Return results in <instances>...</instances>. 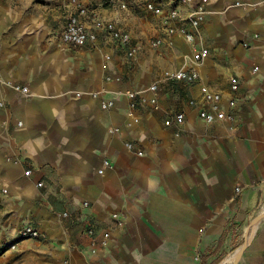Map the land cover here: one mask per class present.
I'll use <instances>...</instances> for the list:
<instances>
[{
  "label": "crops",
  "instance_id": "0c3cea01",
  "mask_svg": "<svg viewBox=\"0 0 264 264\" xmlns=\"http://www.w3.org/2000/svg\"><path fill=\"white\" fill-rule=\"evenodd\" d=\"M37 1L47 11L39 32L31 5L18 23L17 1L0 0V264H220L264 203V2L178 4L182 15L195 4L206 9L196 45L209 54L194 64L177 33L150 47L162 27L144 0H128L126 11L101 0ZM81 7L87 25L95 13L129 33L135 55L100 31L94 43L63 44L60 31ZM43 38L51 39L46 47L34 45ZM190 66L200 78L194 84L163 79ZM232 76L234 120L204 123L189 100L198 106L207 86L227 109ZM153 82L157 108L147 90ZM128 89L141 94L132 115ZM180 111L181 125L164 124ZM260 219L238 264H264ZM90 223L98 228L94 244ZM27 226L41 236L19 238ZM104 230L110 236L101 244Z\"/></svg>",
  "mask_w": 264,
  "mask_h": 264
},
{
  "label": "built area",
  "instance_id": "2783aa9c",
  "mask_svg": "<svg viewBox=\"0 0 264 264\" xmlns=\"http://www.w3.org/2000/svg\"><path fill=\"white\" fill-rule=\"evenodd\" d=\"M72 3H76L77 0H69ZM104 5L109 7H113L115 9L126 11L129 9V1L128 0H101ZM192 0H144L143 9L150 14H153L158 18V22L162 27V35H158L150 41V47L152 49L159 48L164 42L165 38L170 39L176 33L179 34L183 41L189 45L191 49V61L194 64L200 63L208 54V49L201 46L197 47L196 39L199 37V29L205 18L206 9L202 4H195V6L190 9L187 13L181 14L178 4H188ZM264 2V0H261ZM83 16H87V10L83 7L79 8L78 12L75 15H71L66 20L62 30L59 34V39L63 44L71 46L73 48L82 47L87 43H94L97 38V32H103L107 34L114 42L117 43L118 46H122L125 48V53L128 58H132L136 53V47L130 45V35L129 33L123 31L121 28L117 27L114 22L107 21L102 19L97 14H92L91 16V25L86 24V20H83ZM82 17V18H81ZM107 58V56H106ZM163 79L172 82L184 83V84H194L200 78L197 70L190 66L188 68H181L172 71H165L163 73ZM229 88L231 91V95L225 100V104L227 109L222 107L223 97L222 95L215 91L211 90L207 86L200 87V96L201 101L197 106V102L191 99L189 100V106L195 108L197 110V114L199 118L206 124H212L215 121H233L235 118V114L233 112L237 103V93L239 90V82L236 77L229 78ZM21 91L25 92L26 88L21 87ZM149 92L153 94L150 99L151 105L154 108H157V98L155 94L158 90V85L156 82L150 84L147 88ZM126 98L129 100L130 112L129 115H132V112L136 108L137 100L141 94H139L136 90H126L124 92ZM141 98V97H140ZM111 101H103L101 106L104 109H108L112 107ZM185 113L183 111L180 112H172L169 113L168 116L164 120V124L166 126L171 125H181L184 122ZM126 148L132 149L133 145L131 142H125L124 144ZM137 155H141L142 151L137 150ZM109 161H103V167L109 166ZM102 169L98 170V173H101ZM31 170L29 168L24 170L25 176H30ZM42 183L39 182L38 186H41ZM67 216L66 213L63 214ZM111 220L117 227H124V221L121 218L120 214L117 212H113L111 214ZM98 228L90 223L86 229V235L89 236L93 241L96 239V230ZM41 233L30 226L23 227L18 231V237L21 239H35L39 238ZM110 236L109 231L101 232V244H105ZM92 244V245H93ZM14 248L15 245L12 244L10 246Z\"/></svg>",
  "mask_w": 264,
  "mask_h": 264
},
{
  "label": "rangeland",
  "instance_id": "374dc122",
  "mask_svg": "<svg viewBox=\"0 0 264 264\" xmlns=\"http://www.w3.org/2000/svg\"><path fill=\"white\" fill-rule=\"evenodd\" d=\"M15 1H17L16 2L17 6H20V9H18V10L22 11L21 15L18 16V23H20V18L24 17L25 10H26V12L28 14V11L30 10L29 5H31L32 6L31 7V11H32V14H33L32 29H33V31H36V32H39L40 30H42L44 28V26H43L44 24L41 21V18L47 12L44 9V4H42L41 2H39L37 0H15ZM22 22H23V19H22ZM50 42H51V39H44L43 38V39L34 40V45H38V46L42 45L43 48H44V47H46L48 45L47 43H50ZM263 208H264V203H260L257 206V212H259V210L263 209ZM259 216H260L259 214L256 215V216H251V218H249L246 222L242 223V225L240 227V231H239V233H240L239 238H237V237L233 238L231 244L228 247L225 248V252H224V256H223L224 258L227 255H229L230 253L234 252L236 249H238V248H240L242 246V244L245 242V238H244V236H242L243 235L242 227H244V226L250 227L254 223L256 218L259 217ZM241 254H242V251H241ZM240 257L237 260V264L239 263ZM224 258H219V263Z\"/></svg>",
  "mask_w": 264,
  "mask_h": 264
},
{
  "label": "bare ground",
  "instance_id": "6f19581e",
  "mask_svg": "<svg viewBox=\"0 0 264 264\" xmlns=\"http://www.w3.org/2000/svg\"><path fill=\"white\" fill-rule=\"evenodd\" d=\"M260 216L256 218L254 223L248 227L244 226L242 228L243 236L245 238V242L242 244V246L238 249H236L234 252L227 255L220 264H237V260L239 259L241 255V251L244 249V247L251 241L255 230L257 228L258 222L260 221V218L264 216V208L262 209V213L259 214Z\"/></svg>",
  "mask_w": 264,
  "mask_h": 264
},
{
  "label": "water",
  "instance_id": "95a60500",
  "mask_svg": "<svg viewBox=\"0 0 264 264\" xmlns=\"http://www.w3.org/2000/svg\"><path fill=\"white\" fill-rule=\"evenodd\" d=\"M241 256V255H240Z\"/></svg>",
  "mask_w": 264,
  "mask_h": 264
}]
</instances>
